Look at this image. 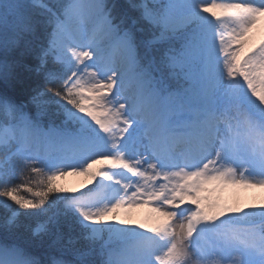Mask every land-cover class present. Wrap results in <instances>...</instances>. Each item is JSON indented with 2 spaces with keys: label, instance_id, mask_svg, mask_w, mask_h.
<instances>
[{
  "label": "snow or ice",
  "instance_id": "snow-or-ice-1",
  "mask_svg": "<svg viewBox=\"0 0 264 264\" xmlns=\"http://www.w3.org/2000/svg\"><path fill=\"white\" fill-rule=\"evenodd\" d=\"M262 23L264 0H0V264H264V204L209 194L264 188Z\"/></svg>",
  "mask_w": 264,
  "mask_h": 264
},
{
  "label": "rangeland",
  "instance_id": "rangeland-1",
  "mask_svg": "<svg viewBox=\"0 0 264 264\" xmlns=\"http://www.w3.org/2000/svg\"><path fill=\"white\" fill-rule=\"evenodd\" d=\"M214 11H219L218 9H214ZM261 38H264V28H261L258 31V34L254 33V37L252 40V43L258 42ZM251 47V44L249 45ZM96 167V166H94ZM67 174L71 176H79L82 175L85 178V184L80 187H71L69 184L66 182V175L59 176L55 180V185L58 188L61 189H76V190H84V186L87 185L88 187H92V184H89V177L85 174L82 173H75L70 170H66ZM28 174H26L27 176ZM44 179L42 176H33L31 177V180L33 181V185H38V183ZM95 183V182H93ZM25 192V191H24ZM27 193V192H25ZM211 196L214 198H219L221 202L226 203L228 205L234 206V207H240L244 208L246 205H262L264 204V188L260 187H243V186H238V187H227L224 188L223 190H217L216 192H211L209 193ZM26 195V194H24ZM29 197L32 196V194L27 193ZM131 209V214L135 218V222L137 224L141 223H146L148 224V219L146 217H150V215L154 212V206L150 204H138L135 207L130 208ZM121 214V210H118Z\"/></svg>",
  "mask_w": 264,
  "mask_h": 264
},
{
  "label": "bare ground",
  "instance_id": "bare-ground-1",
  "mask_svg": "<svg viewBox=\"0 0 264 264\" xmlns=\"http://www.w3.org/2000/svg\"><path fill=\"white\" fill-rule=\"evenodd\" d=\"M264 28V23H262V25L260 27H258L255 31L256 34H258V31ZM85 178L82 175L79 176H71L69 174L66 175V182L69 184V186L71 187H77L80 188L85 184ZM131 209H122L121 214H120V218L122 219H131L133 221H135V218L133 217V215L131 214ZM158 217V213H156L155 211L150 215V217H146V219H148V224H151L154 222V219Z\"/></svg>",
  "mask_w": 264,
  "mask_h": 264
},
{
  "label": "trees",
  "instance_id": "trees-1",
  "mask_svg": "<svg viewBox=\"0 0 264 264\" xmlns=\"http://www.w3.org/2000/svg\"><path fill=\"white\" fill-rule=\"evenodd\" d=\"M26 175V174H25ZM21 182V180H19V179H17V181H16V183H20ZM39 184V183H38ZM29 186H35V185H33L32 183L31 184H29ZM42 186V185H41ZM26 192V191H25ZM24 191H22L21 192V194L22 195H24V194H26L25 196H27V197H29L28 195H27V193H25ZM29 198H31V197H29Z\"/></svg>",
  "mask_w": 264,
  "mask_h": 264
}]
</instances>
